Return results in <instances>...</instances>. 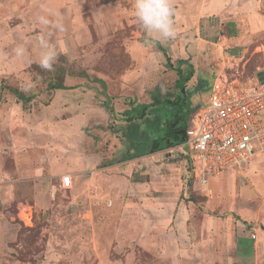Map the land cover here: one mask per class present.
Here are the masks:
<instances>
[{
    "label": "rangeland",
    "instance_id": "obj_1",
    "mask_svg": "<svg viewBox=\"0 0 264 264\" xmlns=\"http://www.w3.org/2000/svg\"><path fill=\"white\" fill-rule=\"evenodd\" d=\"M171 5L176 34L160 40L134 0H0V264H264V156L206 187L173 147L129 141L163 127L158 113L184 94L178 69L205 81L201 106L222 61L251 75L264 58V0ZM42 40L65 89L49 88ZM66 172L73 184L61 189Z\"/></svg>",
    "mask_w": 264,
    "mask_h": 264
},
{
    "label": "built area",
    "instance_id": "obj_2",
    "mask_svg": "<svg viewBox=\"0 0 264 264\" xmlns=\"http://www.w3.org/2000/svg\"><path fill=\"white\" fill-rule=\"evenodd\" d=\"M227 63L221 62L205 104L191 114L185 140L171 149L175 156H189L192 174L206 187L209 176L264 156V58L244 78L230 75L233 65ZM72 184L70 172L60 174L61 189Z\"/></svg>",
    "mask_w": 264,
    "mask_h": 264
},
{
    "label": "flooded vegetation",
    "instance_id": "obj_3",
    "mask_svg": "<svg viewBox=\"0 0 264 264\" xmlns=\"http://www.w3.org/2000/svg\"><path fill=\"white\" fill-rule=\"evenodd\" d=\"M179 78L184 94L175 99H167L169 103L164 106L162 112L158 113L165 121L163 127L153 125L147 128L145 137L138 138L135 150H148L160 143L166 147H174L179 142L181 134L186 132L192 110L201 105L194 103L195 99L201 95L199 91L204 89L205 81L195 76L194 69L189 70L185 75L179 74Z\"/></svg>",
    "mask_w": 264,
    "mask_h": 264
},
{
    "label": "clouds",
    "instance_id": "obj_4",
    "mask_svg": "<svg viewBox=\"0 0 264 264\" xmlns=\"http://www.w3.org/2000/svg\"><path fill=\"white\" fill-rule=\"evenodd\" d=\"M134 14L140 27L148 34L149 37L155 39L167 40L175 36V28L172 20L174 11L171 0H134ZM37 21L44 27H52L62 30V25L57 20L50 21L47 16H38ZM43 51L39 56V65L47 71L53 69V64L57 59L55 49L47 42L42 40ZM17 57L24 56L23 46L15 49ZM35 85L28 81L22 90L29 92Z\"/></svg>",
    "mask_w": 264,
    "mask_h": 264
},
{
    "label": "trees",
    "instance_id": "obj_5",
    "mask_svg": "<svg viewBox=\"0 0 264 264\" xmlns=\"http://www.w3.org/2000/svg\"><path fill=\"white\" fill-rule=\"evenodd\" d=\"M235 31L232 30V34H234ZM156 43H158L157 40H153ZM163 51V50H162ZM164 52V51H163ZM217 69V68H216ZM53 70H55L56 72V81H50L49 83V88L50 89H65L67 88L66 85H64L63 82V75L65 73V67L63 65H58V64H53ZM178 71L180 72V70L178 69ZM217 73V72H216ZM181 75V73H179ZM9 91L18 99L21 100L23 103H27L30 101L31 97L30 96H26L21 90L14 88V87H9ZM144 116V109H142L141 113L139 116ZM129 141L131 142V144L134 146L137 145L138 143V139H135V137H133L132 135L129 136ZM132 140V141H131ZM166 148V146L162 143L153 146L152 148L148 149L149 152H155V151H159ZM181 155V154H180ZM179 156V155H178ZM184 158L188 159L191 163V159L189 158V156L187 155H181ZM192 168V167H191Z\"/></svg>",
    "mask_w": 264,
    "mask_h": 264
},
{
    "label": "water",
    "instance_id": "obj_6",
    "mask_svg": "<svg viewBox=\"0 0 264 264\" xmlns=\"http://www.w3.org/2000/svg\"><path fill=\"white\" fill-rule=\"evenodd\" d=\"M156 100H157V98L155 97L154 98V102L156 103ZM199 107V106H198ZM198 107H195L193 110L195 111ZM172 126H174V124L172 125ZM180 133V132H179ZM185 140V133H182L181 134V137H180V139H179V142H182V141H184ZM166 156H170L171 155V153L170 152H167L166 154H165Z\"/></svg>",
    "mask_w": 264,
    "mask_h": 264
},
{
    "label": "crops",
    "instance_id": "obj_7",
    "mask_svg": "<svg viewBox=\"0 0 264 264\" xmlns=\"http://www.w3.org/2000/svg\"><path fill=\"white\" fill-rule=\"evenodd\" d=\"M218 69V68H217ZM246 168V167H245ZM248 169V168H247Z\"/></svg>",
    "mask_w": 264,
    "mask_h": 264
}]
</instances>
